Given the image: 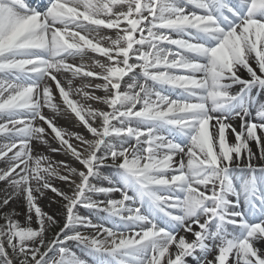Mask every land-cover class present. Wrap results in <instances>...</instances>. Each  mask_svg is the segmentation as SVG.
I'll use <instances>...</instances> for the list:
<instances>
[{"label":"snow or ice","instance_id":"snow-or-ice-1","mask_svg":"<svg viewBox=\"0 0 264 264\" xmlns=\"http://www.w3.org/2000/svg\"><path fill=\"white\" fill-rule=\"evenodd\" d=\"M0 264H264V0H0Z\"/></svg>","mask_w":264,"mask_h":264},{"label":"bare ground","instance_id":"bare-ground-1","mask_svg":"<svg viewBox=\"0 0 264 264\" xmlns=\"http://www.w3.org/2000/svg\"><path fill=\"white\" fill-rule=\"evenodd\" d=\"M31 2H32L33 6H35L37 4H41L43 2H46V0H44L43 2H39V3L37 2V0H31ZM60 123L62 125H64L65 127L70 128V129H74L76 131H81V129L75 128V125L71 120L61 119ZM57 158L60 159V158H64V157H57ZM60 186L63 187V185H60ZM44 204H45L46 209L49 211H52V212L56 211V209L59 207L58 205H53L52 208L49 209V208H47L48 202L45 201Z\"/></svg>","mask_w":264,"mask_h":264},{"label":"rangeland","instance_id":"rangeland-1","mask_svg":"<svg viewBox=\"0 0 264 264\" xmlns=\"http://www.w3.org/2000/svg\"><path fill=\"white\" fill-rule=\"evenodd\" d=\"M44 0H37V2L39 3V2H43Z\"/></svg>","mask_w":264,"mask_h":264}]
</instances>
